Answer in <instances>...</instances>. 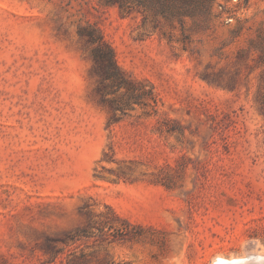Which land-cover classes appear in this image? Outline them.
<instances>
[{"label":"rangeland","instance_id":"obj_1","mask_svg":"<svg viewBox=\"0 0 264 264\" xmlns=\"http://www.w3.org/2000/svg\"><path fill=\"white\" fill-rule=\"evenodd\" d=\"M124 1L0 0V264H264V0Z\"/></svg>","mask_w":264,"mask_h":264},{"label":"trees","instance_id":"obj_2","mask_svg":"<svg viewBox=\"0 0 264 264\" xmlns=\"http://www.w3.org/2000/svg\"><path fill=\"white\" fill-rule=\"evenodd\" d=\"M111 3H117L120 8L125 7L124 0H106ZM138 5L146 7H153L157 12L163 14L166 17L171 16H195L197 14H205L210 9V5L213 0H136ZM80 35L83 32H79ZM88 36L89 44H91L90 55L93 60L102 68L104 77L111 81L117 91L125 84H131L122 73L120 72L114 57L112 48L102 39L101 35L95 28H91L86 33ZM143 92H136L134 99L143 97ZM132 99V92L130 94ZM126 104H116V108L120 111H124L128 106Z\"/></svg>","mask_w":264,"mask_h":264},{"label":"bare ground","instance_id":"obj_3","mask_svg":"<svg viewBox=\"0 0 264 264\" xmlns=\"http://www.w3.org/2000/svg\"><path fill=\"white\" fill-rule=\"evenodd\" d=\"M262 261H264V260H262Z\"/></svg>","mask_w":264,"mask_h":264}]
</instances>
